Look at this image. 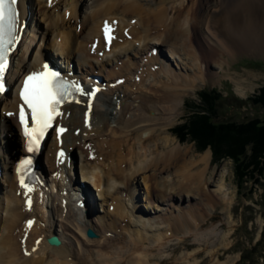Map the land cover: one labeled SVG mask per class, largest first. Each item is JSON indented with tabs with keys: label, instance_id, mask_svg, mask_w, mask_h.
<instances>
[{
	"label": "bare ground",
	"instance_id": "1",
	"mask_svg": "<svg viewBox=\"0 0 264 264\" xmlns=\"http://www.w3.org/2000/svg\"><path fill=\"white\" fill-rule=\"evenodd\" d=\"M184 1L185 0H58V2L53 3L52 7L46 6L45 3L43 5L39 4L41 16L48 23L46 29L49 30L50 34H54L53 38L58 35L62 37L65 41L61 49L63 50L62 53H64V49L66 48V53H70L76 63H81L83 61V57L78 58L73 50L69 48L70 46L74 47L76 39L81 36H85L84 39H89L94 36L98 32L103 18L118 17L122 23H124L119 29L122 32V29L127 26V36L129 38L119 34L118 39L113 41V47L110 52L106 53L105 58L110 64L117 56L123 59L126 57V59L123 60V66H125L126 69L127 67L131 69L124 71L127 78L129 74H132V70L138 68H132L129 65L131 63H128L127 60L131 59L132 56L136 57L139 54H145L147 50H150L153 55H157L159 49L157 50L158 46L156 47V45L160 44L169 46L172 55L176 53L178 55L184 54V56H188L190 64L193 62L191 66L195 69V76L198 75V78L186 76L184 79L180 74L178 75L176 73L174 77L172 76V72V75L169 74L170 70L168 68L166 72H164V69L160 68L158 74L149 69L141 68L143 73L141 72L142 75L140 74L141 76L139 75L134 79L135 82L133 83V87H137L138 91H141V94H143L144 89L142 90L139 87H145L147 83L146 77L150 76L154 79L152 83H155L154 85L156 86L154 89L156 91L152 89L151 91L153 93L150 92V94H145L148 101L144 99L139 102L137 111L135 110L136 114L129 119L123 117L126 116L130 110L127 105H124L126 103L122 104V99H119V102H113L110 98L104 97L103 92H100L96 96L95 100H93L94 102L91 100H82L81 105H67L65 107L64 119L65 124L69 126L70 130L65 133L64 140L66 143L68 139L70 142L72 140L73 143H67V145H74L82 154L83 164L81 165H83V167L85 166L87 170L85 172L81 169L82 178L84 181L87 180L94 187L98 188L100 192L98 196L101 200V208L106 206L111 210L112 206L115 204L113 202H116L115 208H112L114 212L112 213L109 210L111 216L107 215L106 217H102L101 221L97 224L92 222L93 225L91 223L89 225L90 228L94 230V228L100 227L103 231L106 227H109V230L117 231L120 228V223L122 225L126 220L130 225L127 229H123L120 235L115 236L113 239H108V243L99 244V251L97 254L84 242L83 247L85 249L83 248L80 251L73 250L66 245V242L63 240L64 237L62 236V232L52 229V227L54 228L52 224L46 225L42 230L39 228L43 217H38L36 211L38 209L37 206L27 211L25 205L22 204V200L14 196L12 190L7 191L5 193L6 198H4V205L0 207L5 214L4 217H0V264H149L148 260L153 256L152 249H161L165 247L166 244H157V247L154 244L151 245L152 239L148 232H152V230L153 232L156 231L153 234V243H160L162 238L166 237L164 235L170 231V229L167 230L168 227L175 228L174 232H176V234L181 231L187 235L191 231L188 221L189 218H185L187 220L183 222L184 226L186 224L185 227L183 225L182 227H177L176 225L174 226V223L170 222L164 233H162L163 229L161 227H157L159 226L158 224L154 227L146 222L145 219L141 221L135 219V216L138 217V219L142 216L138 211L132 209L131 201L137 204L139 197L136 195V188L130 190L127 183L138 180L137 177L140 175H142V180L140 182H142L145 190L150 195H146L145 201H147V198L151 199L154 188H157L159 194L163 197L168 194L171 188L175 190L177 194L184 193L187 197L200 198L206 201L207 199H204V196H208V193L205 191V187L213 182L217 183L219 188V191L216 193L219 195L221 194L219 197H223V201L226 200L227 193H225V189L227 187V172H222L219 179H216L218 176L217 167L210 168V150L200 155V159L197 160L192 157L186 147H183V145L179 144L174 138L167 136L161 138V141L164 149H166L165 147L167 146L171 149L167 152H160L161 146L158 145L160 143L155 142L156 131H158V127L167 129L170 126L173 120L166 119L164 115L167 113H170L171 116L178 115L180 103L183 101V93L186 91L185 87L191 86L190 88H192L194 82L197 81L199 77L208 75L210 73L209 67L213 62L220 64L222 68V65L228 61L226 56L233 59L235 56L242 54H247L249 56L264 54V0H197V9H194V6H192L190 9L183 12V8L180 6L183 5ZM33 3L34 2H29L26 9V15L29 16V20L30 18L33 20L36 19L37 12H34ZM58 3L63 5L64 11L66 8V10L71 12L72 15L69 19L66 20L65 16L58 17L56 15ZM174 5H178L179 8H175ZM77 7L81 14L79 21H77L78 17L75 15ZM86 7L87 11H84L83 8ZM169 7H171L172 10L175 9L173 15L170 13ZM132 17L135 18L134 23H130ZM72 18L74 20H71ZM72 21L74 24H72ZM78 22H80L82 30L79 34H74V25ZM196 27H198L199 30L197 29L196 31L193 29ZM209 31H214L217 36L218 33L226 34V39H220L221 42L215 41L216 43L214 44L212 43L213 37L210 35L211 33H209ZM84 32L88 35H85ZM198 35L203 36V39L207 43L206 45L203 43L200 45L198 39L195 40ZM53 41L54 39L50 41L51 45H53ZM190 41L192 42V48L190 46L191 44L189 45ZM24 43H22V45ZM24 46L26 51L18 55L21 63L14 67L15 71L16 69L19 72L27 71L33 62H37L40 59L39 52L36 51L31 56V60L26 61V53L29 52L30 45L25 44ZM113 56L114 58H112ZM151 58L152 61H158V58L155 56ZM211 60H213V62H211ZM105 65L107 64L103 63V65H99L98 67L103 69ZM14 69L12 70L10 79L16 74ZM162 72L166 75L165 77L164 75L161 76V74H163ZM187 72H190V70H187ZM121 73L123 74V72ZM125 82L126 80L124 79L123 84ZM119 89L120 85L119 87L117 86V90ZM109 92H111V90ZM134 94L135 93L131 91L130 93H124L123 97L127 102L133 100ZM10 97H15V95L9 92L6 94L5 100L7 101ZM101 100L108 106L113 107L110 113H114L116 109L119 110L120 119L117 121L118 125L116 128L110 125V120L107 118L106 114L99 109V102H101ZM6 101H3V104H6ZM89 107H91L90 122L85 124V110ZM158 110H161V116H157L156 113L155 115L151 114L152 111ZM4 127L9 130L12 125L5 124ZM75 129L79 130V134L86 132L92 133L83 147L78 146L76 143L78 138L72 133ZM110 131L113 135V141L111 143L110 136H107L110 134ZM141 134H146L147 138L144 139ZM104 135L108 138H104L106 137ZM82 136H84V134ZM151 143L155 144V146L153 145V150L152 147H150ZM127 145L130 146L128 153L126 151L128 148ZM94 151L96 152L94 153ZM109 160L112 161L111 164L108 163ZM88 161L90 163H88ZM107 167L110 172L106 169ZM154 167L157 172L152 170ZM165 173H171L170 175L174 173L178 174L179 181L173 182L172 184L166 180L165 182L162 181L161 179L163 177L161 178L160 176ZM5 174H7V172H5ZM153 180L155 181L154 186L151 185V181ZM176 185L177 187L174 189L173 187ZM72 188L76 189L77 187L75 188L71 183H69L68 186L67 183L65 184L64 189L71 190ZM125 191L130 192L127 196L128 199L125 198L127 202L123 197V192L125 193ZM83 192L86 195L89 209L93 208L94 199L90 197L88 188L86 187ZM69 210L73 212L72 207ZM48 211L49 214H52L49 209ZM86 211L85 209V212ZM106 212L105 210V213ZM69 213L68 211L67 220L71 218ZM142 213H144V211ZM92 214L93 213L86 214L87 221H91L92 217L90 216H92ZM63 217H65L64 214ZM72 217H74V215H72ZM29 218L35 220L32 227H30L27 222H24V224L22 223V220L27 221ZM52 218L53 217H50L49 220H52ZM198 223L200 224V222ZM63 224L64 223L60 226L62 230ZM76 226L83 236H85L84 231H86V229L82 228L83 226H81V224ZM130 227H134L133 231H128V229H131ZM56 233L60 235V238H58L61 243L58 245L47 243L46 237ZM192 233H195L197 239L198 235L200 236L203 234L197 230L192 231ZM126 235H128V238ZM39 236H41L42 239L40 242H36L35 240ZM203 236L206 237L204 234ZM19 237L20 240L24 237H26V239L21 243L18 240ZM88 238L94 239L90 241H95L96 239ZM146 241L151 243V246H147ZM198 241L201 242V239H198ZM86 247H88V249H86ZM23 250L27 251L25 252L26 255L20 254ZM87 250L89 253H86ZM92 255H95V257H92Z\"/></svg>",
	"mask_w": 264,
	"mask_h": 264
},
{
	"label": "rangeland",
	"instance_id": "2",
	"mask_svg": "<svg viewBox=\"0 0 264 264\" xmlns=\"http://www.w3.org/2000/svg\"><path fill=\"white\" fill-rule=\"evenodd\" d=\"M43 4L44 3H42L41 5ZM59 5L62 4L58 3L57 7H59ZM192 6H194V9H197L196 7L197 0H185L183 5H181L180 7L183 8L182 11L184 12L190 9ZM38 7L39 10H37V8H34V12L35 13L37 12L35 17L36 18L35 25H38L40 28H42L41 22L43 21L44 22L43 27L47 28L48 23L45 21V19H43L42 17V21L39 20L41 18L40 5ZM174 7L179 8L178 5H174ZM83 10L87 11V7L83 8ZM174 10L175 9L172 10V8L169 7V11L172 15ZM59 14L60 13L58 10L56 12V15L58 17L63 16V10L62 13L60 15ZM71 15L72 14L70 12L68 19L69 17H71ZM75 15L77 16V13H75ZM80 16L81 14L79 11L77 17L79 18ZM79 28L82 30L81 24H79ZM193 29L197 31L198 27ZM214 31H209V33H211L210 35L213 37L212 43L215 44L216 43L215 41L221 42L220 39H226L225 36L226 34L218 33V36L222 35L218 37L214 33ZM85 35L88 34L85 33ZM84 38L85 36H83V39ZM197 39L200 45L202 43L204 45L207 44L206 41L203 39V36L198 35L195 40ZM191 43L192 42L190 41L189 45ZM157 46H158L157 50L159 49L158 50L159 53H157V55H153V53L150 52V50H147L148 53L147 52L145 54L142 53L136 57L132 56L131 59H128L127 62L131 63L129 65L132 68L134 67L135 68L138 67V68L132 70L131 71L132 74H129V77L127 78V76L124 74V71L131 69H128V67L126 69V67L123 66L124 68H121L119 73L121 75L122 74L121 72H123L122 74L123 76L122 75L121 76L126 80V82L120 85L119 90H117V87L113 88L112 94L109 93H108L109 95L104 94V97L110 98L111 100H113V102H119V99H122L123 100L122 104L126 103L124 105H127L130 108V110L128 111L129 113L126 116H123L126 119H129L134 114H136L139 102L146 99L145 94L146 93L150 94V92H152L151 90L154 89L156 86L154 85L155 83H152V81L154 80L153 77L149 76L146 77L147 80L146 86L139 87L142 90L144 89L143 94H141V91H138L137 87H133L134 86L133 83L135 82L134 79L140 74L142 75L143 73L141 68L149 69L150 71L157 74L159 73L160 68L164 69V72H166V69L168 68L170 70L169 74L170 75L173 74L172 76L174 77L176 73L178 75L180 74V76L183 77L184 79L186 76L188 77L190 76L192 78L195 77L198 78V75L195 76V69L192 68L191 66L193 62H191L190 64L188 60L189 59L188 56H184V54L178 55L176 53L172 55L171 48L166 44L156 45V47ZM190 46L191 48L193 47L192 44ZM153 56L158 58V61H156L157 63L154 60L152 61L151 57ZM226 59H228V61L227 63L225 62L222 65V68L220 64L214 63L213 60H211V62L213 63L212 65L210 64L211 66L209 67L210 73L206 76L199 77V79L194 82L192 88H190L191 86L185 87L186 91L183 93V101L180 103L178 109V115L171 116L170 113L164 115L166 119H172L173 121L171 122L170 126L167 129H161L160 127H158V131H156L155 142L160 143L158 144L159 146H161L160 152H167L168 150L171 149L168 146L165 147L166 149H164L161 141V138H165L167 136L174 138L179 144H182L183 147H186V149H188L192 157L197 160L200 159V155L210 150L209 145L206 146L205 149L200 150L199 147L196 145L195 141L189 136L186 137L183 141H179V139L174 134V130H173L175 126L182 124L185 121V117L188 115L189 109L198 105L203 106V102L202 100L200 101V99L201 96H204V94L207 93L211 94L212 97H217L219 99V102L217 103V109L215 111L216 121L218 122L233 121L235 123H238V122H246L250 119L257 118V120L261 124L264 123V106L256 105L250 100L251 97H253L256 93H258L259 88L264 86V54L258 56H249L247 54L246 55L242 54L235 56L233 59L230 57L228 58L226 56ZM99 65L100 64H98V66ZM114 66H115L114 70H117L118 68L121 67L120 64H116ZM187 70H190V72H187ZM163 75L164 73L161 74V76ZM115 76H113L112 79ZM165 76L166 75H164V77ZM131 91L136 95L135 94L133 95V100L126 102V99L123 97L124 93H130ZM99 104H100L99 109L106 114L107 118L110 120V125L116 128L118 125L117 121L120 119L119 110L116 109V111H114V113L112 112L113 113L112 114L110 113V111L113 109L112 106H108L104 102H99ZM155 113L157 116H161V110L151 112V114L153 115H155ZM109 133L110 134H108L107 136H110L109 138H111L110 141L111 143L113 141V135L111 134V131ZM83 134L84 136H82ZM91 134H92L91 132L79 134V137H77L78 138L77 142L83 140L84 138L86 139V143H87V140L91 137ZM141 135L143 136L144 139L147 138L146 134H141ZM107 136L104 138H108ZM12 139H13V135H12ZM71 142L73 143L72 140ZM86 143L84 144L77 143V145L83 147ZM153 145L155 146V144L151 143L150 147H152V150L154 149ZM11 146L14 147L13 145ZM127 147L128 148L126 151L128 153L130 146L127 145ZM135 150L137 151L136 148ZM95 152L96 151H94V153ZM251 156L253 155H251L250 147L248 145L245 157H243L242 159L247 160V162L249 160V162L252 164L254 162L253 161L254 159L256 161L257 160L260 161L261 159V157H258L257 159L254 157L253 160H251ZM111 162H112L111 160L108 161V163L110 164ZM88 163L90 162L88 161ZM211 167L212 168L217 167L218 176L216 177V179H219L222 172H227V176H226L227 187L225 189V193H227L226 194L227 197L225 201H223L224 199L223 197H219L221 194L219 195L218 193H216L219 191L218 190L219 188L217 183L214 182L208 184L205 187V191H207L208 193V196L207 195L204 196V199H207L206 201L200 198L187 197L186 194L184 193L177 194L176 191L172 190L171 188L169 189V192L171 193L168 192V194L164 195V197L161 194H159L157 188H154L153 193L151 195V199L147 198V201H145L146 195L148 196L150 195L145 190L142 182H140L142 180V175L137 177L138 180L130 181L129 183H127V186L130 188V190L136 188V192H137L136 195L139 197L137 204L131 201L132 204L131 207L132 209L138 211L143 218L140 217L138 219V217L135 216V219L140 221L145 219L146 222H148L150 225L154 227L157 226L158 224L159 226L157 227H161L163 229L162 233H164L165 229L167 228L170 222L174 223V226L176 225L177 227H182L183 222L187 220L185 218H189L188 221L190 223L189 227L191 232H189V234L187 235H185L186 233H183L181 231L176 234V232H174L175 228L168 227L167 230L170 229V231H168V233L164 235L166 237L162 238L160 243L158 242L153 243L154 242L153 234L156 231L153 232L152 230V232H148V234L151 235L152 244L146 241L147 246H151L154 244L157 247L158 246L157 244H161V243L164 245L166 244V246L162 247L161 249L158 248L152 249L153 253L152 252L151 253L153 256L151 257L152 260L151 259L148 260L149 264H218V263L235 264L238 260H240L241 254L244 257V260L240 264H250L252 260H254L255 262L254 264H264V170L261 172L262 173L261 174L257 171L253 172L254 167H252L251 173H248L247 175L244 176H240L237 174V172H235V160H233L232 157L228 155H224L219 159H213L212 153L210 157V168ZM106 169L108 170V172H110L108 167ZM152 170L156 171V168L154 167V169ZM170 174L171 173L163 174L162 176H160L161 178L163 177L161 180L164 182L166 180L170 184L179 181L178 174L175 173L173 175ZM72 177L74 181H77V176L75 174H73ZM79 179H81L80 176ZM151 182H152L151 185L154 186L155 181L153 180ZM71 184L74 187L76 186L72 182V179H71ZM175 187H177V185L174 186L173 188L175 189ZM89 188L91 192L95 193L94 198H96L97 203L95 207L93 206V208L91 209H89L87 203V205L85 206V209L87 210L86 212L80 208L75 209L79 213V215H81L82 221L79 220L78 217L76 216L75 213L76 211L74 210V207L76 206L74 204L71 205V200H70V205L73 209V212L72 210H69L71 209V207H67L66 214H64L65 217L61 218L58 215L56 209H54L53 212L50 209L53 216L52 214H49L48 217L49 218L53 217L52 221L54 222V228L52 227V229L62 232L63 234L62 236L64 237L63 240L66 242V245H68L70 249L80 251L84 248L83 247V242H84L85 244H87L88 247H91V249L95 251V253L97 254L99 251L98 249L99 244L108 243L109 242L108 239L110 238L113 239L115 238V236L120 235L121 232H123L122 230L127 229L130 224L127 220L123 222L122 225L120 223L119 225L120 228L117 231L109 230V227H106L103 231L101 230L100 227L94 228V231L97 234V236L95 237L96 238L95 241H90L94 239H89L86 236L85 231H84L85 236H83V234L77 229L76 225L81 224V226H83L82 228L87 229V227L88 228L90 227L89 225L92 222L94 224L95 223L97 224L99 223V221H101L102 217H106L107 215L111 216L109 212L110 209L108 207L106 206L102 208L100 207L101 200L99 199L100 197L98 196L100 192L93 191L90 185ZM7 191L8 190L6 189L5 193ZM129 194L130 192L127 191H125V193L123 192V197L126 202L127 200L125 198L128 199L127 196ZM215 198L218 200H216ZM113 203L115 204L114 206H112V208H115L116 202ZM112 208L110 211L113 213L114 210H112ZM105 210L107 211L106 213ZM142 210L144 211V213H142L143 212ZM68 211L70 212L69 214L71 215V218L68 219L69 221L66 219ZM87 213L88 214L93 213L92 216H90L92 217L91 221L89 220L90 223H88L86 218ZM4 215H5L4 211H2L0 217H4ZM72 215H74V217H72ZM49 218H47L48 225L51 224V220H49ZM198 222H200V224ZM62 223L65 224V226L63 224L64 231L60 227L62 226ZM136 223L140 224L138 222ZM130 228L131 229L130 230L128 229V231H133L134 227H130ZM195 230L202 232L206 236L204 237L203 234L200 236L198 235V239H201V242L198 241L197 237L195 236L196 232L192 233V231ZM126 237L128 238V235H126ZM88 247H86V249H88ZM86 253H89V251L87 250ZM92 257H95V255H92Z\"/></svg>",
	"mask_w": 264,
	"mask_h": 264
},
{
	"label": "snow or ice",
	"instance_id": "3",
	"mask_svg": "<svg viewBox=\"0 0 264 264\" xmlns=\"http://www.w3.org/2000/svg\"><path fill=\"white\" fill-rule=\"evenodd\" d=\"M17 4L18 0H0V92L4 91V74L8 67V53L11 50L9 46L16 40L19 25ZM109 31L110 29L106 25L105 37L108 40L112 39ZM70 88L83 94V90L79 86L63 81L58 73L48 68L47 64L44 65L43 71L34 72L26 78L20 92L23 104L20 107L19 115L20 123L24 126V134L29 138V152L38 150L45 132L52 126L55 117L60 115L59 106L71 95ZM24 105L27 106L31 114V128L28 126ZM64 131L63 128L57 129L58 134ZM59 155L63 156L64 153L61 151ZM23 163L30 164L31 161L27 160ZM20 183L22 187H27L23 176ZM31 223L30 221L29 224Z\"/></svg>",
	"mask_w": 264,
	"mask_h": 264
},
{
	"label": "trees",
	"instance_id": "4",
	"mask_svg": "<svg viewBox=\"0 0 264 264\" xmlns=\"http://www.w3.org/2000/svg\"><path fill=\"white\" fill-rule=\"evenodd\" d=\"M203 106H195L188 111L185 121L173 128L174 134L183 141L186 137H191L200 150L210 146L213 159H219L228 155L235 160V172L244 176L257 171L264 170V123L261 124L257 118L246 122L235 123L233 121L218 122L215 120L217 103L219 99L211 94L201 96ZM256 105L264 106V86L260 87L250 99ZM250 147L251 160L261 157L260 161L253 160V164L243 160L247 147ZM262 155V156H261ZM262 174V173H261ZM242 183V182H240ZM263 186V185H260ZM244 260L241 254L240 264ZM256 260V259H255ZM254 260L250 264H254Z\"/></svg>",
	"mask_w": 264,
	"mask_h": 264
},
{
	"label": "water",
	"instance_id": "5",
	"mask_svg": "<svg viewBox=\"0 0 264 264\" xmlns=\"http://www.w3.org/2000/svg\"><path fill=\"white\" fill-rule=\"evenodd\" d=\"M87 235L90 237H95V233L91 229L87 230ZM49 242L53 244H59V240L55 237L50 238Z\"/></svg>",
	"mask_w": 264,
	"mask_h": 264
}]
</instances>
